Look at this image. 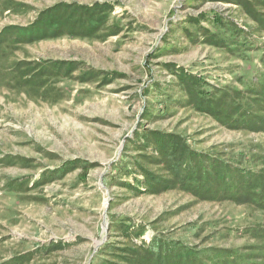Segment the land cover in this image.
<instances>
[{"label":"rangeland","instance_id":"1","mask_svg":"<svg viewBox=\"0 0 264 264\" xmlns=\"http://www.w3.org/2000/svg\"><path fill=\"white\" fill-rule=\"evenodd\" d=\"M227 251L264 264V0H0V264Z\"/></svg>","mask_w":264,"mask_h":264},{"label":"trees","instance_id":"2","mask_svg":"<svg viewBox=\"0 0 264 264\" xmlns=\"http://www.w3.org/2000/svg\"><path fill=\"white\" fill-rule=\"evenodd\" d=\"M218 22H219V20L217 21V23H218ZM199 97H200L201 99H203V98L205 97L204 92H203L202 90H199ZM159 136H160V135H159ZM163 142H164V141H163ZM171 142H172V141H170V140L166 141V143H171ZM175 142H176V141H175ZM175 142H174V143H175ZM176 143H177V142H176ZM161 146H163V144H162ZM174 149H177V146H175ZM164 152H165L164 154H166V155H169V154L172 155V154H171L172 150L169 151V150L165 149ZM172 153H174V152H172ZM241 173L244 174L245 172L242 171ZM252 191H253V193H255V190H252ZM160 249H161V243H160L159 246L157 247V250H158V251H159ZM239 255H240V254H238V252L227 251L225 254L222 253V254L218 255V258L215 259V261L212 262V264H219L218 260H219L220 256H221V257L225 256V257H227L228 259H230V264H237V261H238V259L240 258ZM164 257H165L164 260H163V261H160V262H159V259H160V258H158L156 264H168L169 262L172 263V264H179V260L181 259V256H179V257H178V256H175V257H176V260H175V262H173V261H172V258L168 257L167 254H164ZM186 262H187V261H186ZM188 263H189V264H192L193 261H188ZM113 264H115V263H113ZM180 264H183V261H181ZM223 264H226V262H223Z\"/></svg>","mask_w":264,"mask_h":264}]
</instances>
